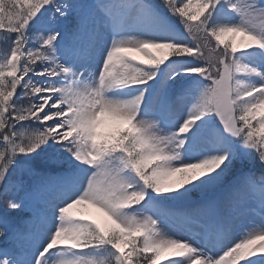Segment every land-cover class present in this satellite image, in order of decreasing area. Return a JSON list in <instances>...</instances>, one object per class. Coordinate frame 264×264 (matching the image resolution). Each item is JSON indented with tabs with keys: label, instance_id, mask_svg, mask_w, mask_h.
Returning <instances> with one entry per match:
<instances>
[{
	"label": "snow or ice",
	"instance_id": "6c2138e0",
	"mask_svg": "<svg viewBox=\"0 0 264 264\" xmlns=\"http://www.w3.org/2000/svg\"><path fill=\"white\" fill-rule=\"evenodd\" d=\"M0 40V264H264V0H0Z\"/></svg>",
	"mask_w": 264,
	"mask_h": 264
},
{
	"label": "rangeland",
	"instance_id": "374dc122",
	"mask_svg": "<svg viewBox=\"0 0 264 264\" xmlns=\"http://www.w3.org/2000/svg\"><path fill=\"white\" fill-rule=\"evenodd\" d=\"M237 40H239V37L237 38ZM214 42L215 41L213 40V43ZM226 42H227V40H226ZM7 47H8V45L6 43H4L2 40H0V52H2L3 50L7 49ZM222 48H223V46H221V50H222ZM153 51H155V50H153ZM165 51H167V50H165ZM136 54L137 53H135L133 55H135L138 60L139 59H144V57L141 56L140 54H137V55ZM261 67L264 68V65H261ZM161 75H163V73ZM257 171H259V166L258 165H257ZM15 178L16 177H13V179H15ZM86 210H90V213H91L90 217H88V215H86ZM80 211H83V213L85 214L86 218L89 219V220H96L97 222H103V220H104L103 215L101 213L97 212L93 208L87 207V208H84V209L74 210V212H77V213L80 212ZM161 264H167V260H162ZM241 264H244V262L241 261Z\"/></svg>",
	"mask_w": 264,
	"mask_h": 264
},
{
	"label": "bare ground",
	"instance_id": "6f19581e",
	"mask_svg": "<svg viewBox=\"0 0 264 264\" xmlns=\"http://www.w3.org/2000/svg\"><path fill=\"white\" fill-rule=\"evenodd\" d=\"M146 23H150V21H146ZM135 54V53H134ZM138 54V53H137ZM136 54V55H137ZM86 215H88V217L91 216V213H90V210H86ZM162 231L165 232L166 234H168L169 236H172V237H179L181 234L178 233L175 229H173L171 226L169 225H165L163 228H162ZM167 264H168V261H167Z\"/></svg>",
	"mask_w": 264,
	"mask_h": 264
},
{
	"label": "trees",
	"instance_id": "16d2710c",
	"mask_svg": "<svg viewBox=\"0 0 264 264\" xmlns=\"http://www.w3.org/2000/svg\"><path fill=\"white\" fill-rule=\"evenodd\" d=\"M215 43V42H214ZM257 172H259V171H257Z\"/></svg>",
	"mask_w": 264,
	"mask_h": 264
}]
</instances>
